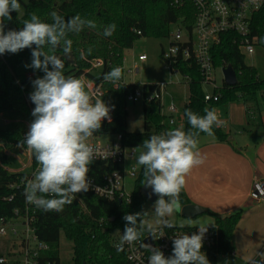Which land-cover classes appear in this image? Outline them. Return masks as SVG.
Returning <instances> with one entry per match:
<instances>
[{"label": "trees", "instance_id": "16d2710c", "mask_svg": "<svg viewBox=\"0 0 264 264\" xmlns=\"http://www.w3.org/2000/svg\"><path fill=\"white\" fill-rule=\"evenodd\" d=\"M21 9L19 13L12 12V20L5 21V31L9 29L20 30L24 21L30 19L32 13L40 19L52 23L51 13L56 12L66 20L79 14L83 19L95 22V28L85 26L79 33H68L67 38L72 41L71 53L79 54L74 63L65 58L61 48L55 49L54 54L64 59V74L78 77L86 74L91 80L99 83L103 81L105 73L114 67H121L124 61V51L134 46L137 39L165 38L169 34L170 25L178 19L193 15L191 7L176 9L172 7L170 0H19ZM193 22V17H189ZM115 24L116 29L111 36H104V29ZM191 24V23H189ZM140 31L141 33H139ZM251 35L259 37L261 43L264 40V7L253 15ZM219 45L214 46L212 54L216 68L231 64L236 72L238 82L234 86L223 85L220 90V98L217 101L205 100V90L202 77L197 67L190 66L187 62H180L177 66L183 74L188 75L189 100L183 107L182 128L185 132L191 126L185 115V110L203 116L205 109H213L231 101L256 97L264 94V78L257 71L248 66L244 60L238 36L236 33H227L222 36ZM35 47V45H33ZM91 48V54L88 49ZM44 51L49 52L46 46ZM32 49L25 48L13 54L2 55L0 63V114L4 113L10 118L34 119L31 115L35 105L30 100V93L34 90L31 81L43 76L41 70H34L30 65L32 61ZM81 52L84 58H81ZM50 54H52L50 52ZM101 60L103 62L100 75L88 72L90 63ZM51 68V66H50ZM124 75V70H123ZM132 87L133 85L130 84ZM129 86V87H130ZM154 89L156 83H147L145 89ZM105 99L109 100L114 107L113 119L103 121L99 131L93 136L100 134H121L123 143L132 148L143 149V141L153 134L168 131V126L163 121L157 103L147 107L143 105L144 130L131 132L127 124V100L128 87L115 89L113 84H103ZM121 98V100H120ZM1 122V120H0ZM195 131V130H193ZM213 136L224 140L226 134L218 127H213ZM207 135L200 132L197 139ZM24 133L18 130H6L0 126V219L16 218L24 215L27 208L30 215H34L35 232L40 241L49 244V250L41 253V264H62L60 259V235L63 230L66 238L72 243L74 264H132L127 260L123 251H118L114 245V232H124L126 214L139 213L146 202L142 193L144 183L143 167L135 180L130 201L108 200L94 193H79L72 198V203L65 205L63 211L45 212L32 204L26 203L24 189L29 173L25 171H11L9 169L7 147L18 145L24 139ZM26 148V145L24 146ZM37 162L34 158V165ZM120 164L113 161H93L90 165L89 174L99 180L104 174L120 168ZM13 196V199L10 197ZM80 197V198H79ZM86 205L87 211L83 212L82 204ZM167 199V198H166ZM179 202L189 203L183 192L180 193ZM33 210L35 213L33 214ZM216 216L214 228L218 232L217 242L210 246H203L202 251L206 254L209 264H218L220 255H230L234 251L232 237L239 220L240 213L227 218ZM102 220V222H101ZM178 227V226H176ZM149 234L145 230L141 237ZM13 249L4 257H10ZM172 255V251L168 256ZM167 256V257H168ZM1 257V256H0ZM0 264H19L17 260L0 262Z\"/></svg>", "mask_w": 264, "mask_h": 264}, {"label": "clouds", "instance_id": "9594fccd", "mask_svg": "<svg viewBox=\"0 0 264 264\" xmlns=\"http://www.w3.org/2000/svg\"><path fill=\"white\" fill-rule=\"evenodd\" d=\"M20 9L19 0H0V55L31 48L32 61L26 67L44 73L43 77L31 81L34 90L30 100L35 105L31 115L34 119L23 141L17 145L21 148L26 145V151L39 165L33 178L26 180L23 194L26 203L38 209L61 212L65 205L72 203L76 194L89 190L88 173L95 150L88 140L100 130L105 119L110 121L112 109L101 98H93L90 86L82 77L66 76L64 59L54 52L60 47L64 54L71 53L72 41L67 38L68 33H79L85 26L95 28L96 24L79 14L66 20L56 12L50 14L53 22L47 23L32 13L20 30L6 32L5 21H11V13H19ZM115 29L116 25L111 24L104 29L103 35L111 36ZM46 46L49 52L44 51ZM91 51L89 48L88 53ZM81 58H84L83 52ZM122 75L123 69L114 67L103 79L115 83ZM185 115L191 126L189 131L180 127L151 135L143 141L144 150L136 158L137 164L143 167V184L158 196L153 210L155 225L174 226L166 218L180 206L179 196L185 187L186 176L204 163L197 137L200 132L211 136L213 127L223 124L215 109H205L203 116L186 109ZM146 214L123 217L126 224L117 245L118 251L125 243L140 240L145 230L153 240L163 236H156V226L143 219ZM198 228V233L175 236L172 255L168 257L159 248L142 243V247L151 253L148 264H209L202 251L207 226Z\"/></svg>", "mask_w": 264, "mask_h": 264}, {"label": "built area", "instance_id": "2783aa9c", "mask_svg": "<svg viewBox=\"0 0 264 264\" xmlns=\"http://www.w3.org/2000/svg\"><path fill=\"white\" fill-rule=\"evenodd\" d=\"M172 7L180 9L183 7H191L193 11L187 13L183 18L178 19L176 22L170 25L169 34L165 39L168 41V47L162 49L161 57L165 62V68L171 71L172 74H180L182 79H191L188 75L183 74L180 68L177 66L180 62H187L190 66L194 65L201 74L203 86H212L213 91L209 93L205 91L206 101H217L220 98V92L214 93L215 90H220L217 86L216 80V67L214 65V58L212 49L222 41V36L227 33H236L238 36L239 46L243 53L252 54L255 51V46L261 43L259 37L251 35V25L253 15L264 7V0H170ZM193 17V22H190L189 17ZM191 23V24H189ZM175 24V30H172V25ZM141 33L140 31H138ZM264 43V40L262 41ZM147 55L139 54L138 60L145 62ZM93 68L96 66H103L101 60L93 62ZM223 67H221L222 69ZM91 72V70H88ZM131 75L139 74L141 67L135 63V65L128 70ZM93 74V73H92ZM93 81V80H92ZM105 80L93 84L90 86V92L93 98H101L112 110L110 112V121L113 119L114 107L111 102L105 99V90L103 84ZM133 85L132 87L130 86ZM147 83H129L125 80L124 75L118 81L113 83V87L118 89L120 87H128L126 93L127 102L141 103L142 105L149 106L153 103H157L160 114L163 117V121L167 126L176 125L177 121L175 114L179 113V108L173 100H167V83H158L154 89L147 88ZM149 84V83H148ZM130 86V87H129ZM172 98V96H171ZM22 117H19L20 120ZM17 119V118H16ZM25 121L26 135L29 130L32 120L23 118ZM21 121V120H20ZM104 121H109L105 119ZM117 140L98 143L91 137L88 143L93 146L95 150V161H113L120 164V168L115 169L107 174H104L99 180L94 179L89 173L88 178L91 182L89 190L87 192L94 193L100 197L108 200L118 199L119 201H130L132 192H128L126 189L127 178L137 179L138 169L136 166H132L127 169V160L135 159L136 148L128 152L126 146L123 143V137L121 134H116ZM132 148V147H130ZM30 153V152H29ZM31 154V153H30ZM29 163L22 164V168L19 171H25L29 166L32 171L29 173V179L33 178L34 173L39 168L38 163L34 165V156H29ZM81 192V193H87ZM75 197V196H74ZM73 197V198H74ZM250 197L257 202H264V181L256 179L253 182V186L250 191ZM80 198V197H79ZM77 198V199H79ZM13 199V196L10 197ZM83 212L87 211L86 205L79 199ZM35 210H33V214ZM36 218L34 215H30V211H27L24 215H19L16 218L0 219V235L7 234L5 225H9L8 230L13 235H17V225L24 227V236L20 240L19 249L12 252L10 257H0V262H8L9 260H17L19 264H41V253L49 250V244L40 241L36 235L34 223ZM102 222V220H101ZM156 236L159 239L153 240L150 234L146 237H141L140 240L123 245L121 251H123L127 257V260L132 264H148L150 252L142 247V243L145 244L146 238H151L153 246L159 248L167 257L169 252L173 250V239L175 236L184 234L198 233L199 228L196 227H167L158 226ZM122 234L118 231L114 234V245L120 243ZM218 240V232L214 227H207V232L204 235L203 246L210 247L214 245ZM51 264V263H46ZM249 264H264V258L257 259Z\"/></svg>", "mask_w": 264, "mask_h": 264}, {"label": "crops", "instance_id": "0c3cea01", "mask_svg": "<svg viewBox=\"0 0 264 264\" xmlns=\"http://www.w3.org/2000/svg\"><path fill=\"white\" fill-rule=\"evenodd\" d=\"M180 82L188 84L189 81L181 79ZM223 85L224 79L220 88ZM213 109L223 121L218 128L226 137L219 140L213 135H205L198 139L204 163L194 167L186 176L181 192L188 199L187 204H196L205 210L195 218L203 216L207 227L216 225V216L210 212L222 219L240 213L232 237L234 251L219 258H227L228 264H249L264 258V202L250 197L253 182L256 179L264 181V94L231 101ZM0 120L8 122L9 118L2 113ZM182 123L183 111L180 123L168 127V130L180 128Z\"/></svg>", "mask_w": 264, "mask_h": 264}, {"label": "rangeland", "instance_id": "374dc122", "mask_svg": "<svg viewBox=\"0 0 264 264\" xmlns=\"http://www.w3.org/2000/svg\"><path fill=\"white\" fill-rule=\"evenodd\" d=\"M172 30H175V24L171 27ZM168 47V41L165 38H147L142 37L136 40L134 46L130 49H126L124 51V61L121 65V68L124 70V78L129 83H167V100H173L174 103L178 105L179 113L175 114V118L177 123H180L182 120V111L184 104H186L189 100V85L187 83L180 82L182 79V76L180 74H172L171 71L165 68V62L161 57L162 49ZM146 54L147 60L145 62H140L138 60L139 54ZM244 54V60L245 63L254 68L258 75L264 78V43H259L255 46V51L253 54H248L243 50ZM74 61L77 59L79 54H73ZM2 61V55H0V63ZM96 62V61H94ZM138 64L141 67V72L139 74L131 75L128 70L132 68L134 65ZM70 64H72L70 62ZM93 65V62L90 63V66L88 70H91V73L95 75H100L102 72L101 66ZM216 79H217V86H222V79H223V73L221 68H217L215 71ZM43 77V76H40ZM83 78L87 86H91L93 84V81L90 79L89 76L86 74L80 75L76 78ZM107 85L111 86L113 82L106 81ZM204 90L212 93L213 87L212 86H204ZM172 96V98H171ZM121 100V98H120ZM127 111H128V117H127V124H128V130L131 132H142L144 130V114H143V105L141 103H132L127 102ZM9 118L8 122L1 121L0 126L6 130H18L20 132H25V121L23 118L20 120L16 118H10V116H7ZM30 120V119H28ZM170 127V126H168ZM92 139L96 140L98 143H107L114 140H117L116 134H100L98 136H92ZM133 148H127V151H132ZM23 151V152H22ZM20 150L17 145L7 147L6 153L8 155V163H9V169L13 172L14 170H20L22 166L21 160L27 165L29 163L28 159H30L29 156L31 154L26 151V148L23 147V150ZM136 155L135 159L133 160H127V169H130L132 166H136L138 169V173H140L142 166L137 164V156L141 151H143L140 148H136ZM28 162V163H26ZM26 172L31 173L32 169L29 166L25 169ZM136 179L127 178L126 181V189L128 192H132L134 188ZM158 199V198H157ZM148 200L143 205L142 209L139 213H145L146 215L143 216V219L146 222L152 223L155 225V215H154V204L157 200ZM172 225H179L183 227L187 226H195L199 227L201 225L207 226L208 223L204 220L203 216H199L195 219H187L184 218L177 209L174 211V213L166 218ZM1 226V223H0ZM158 226H164L161 225H155ZM7 234L4 236L0 235V256H5L7 252L13 249V245H15L14 250L19 249L20 240L24 236V227L21 225H17L16 228L18 230L17 235H13L11 231L8 230L9 225H5ZM118 231L114 232V234H117ZM13 250V251H14ZM60 259L62 264H74L73 261V248L72 243L66 238L64 231H61L60 235ZM218 264H228L227 258L220 257L218 260Z\"/></svg>", "mask_w": 264, "mask_h": 264}, {"label": "water", "instance_id": "95a60500", "mask_svg": "<svg viewBox=\"0 0 264 264\" xmlns=\"http://www.w3.org/2000/svg\"><path fill=\"white\" fill-rule=\"evenodd\" d=\"M60 48V47H58ZM65 58L71 62L74 63V58L72 53L65 54ZM222 73H223V79H224V84L228 86H234L238 82V78L236 75V72L231 64H228L227 66L222 68ZM142 193L145 196L146 199L148 200H155L158 198L157 195L152 194V190L149 187H146L143 185L142 187ZM177 211L185 218L193 219L197 215L203 213L205 210L196 204H186V205H181L179 208H177ZM145 244H149L153 246V241L151 238H146L145 239ZM85 264V263H84Z\"/></svg>", "mask_w": 264, "mask_h": 264}]
</instances>
